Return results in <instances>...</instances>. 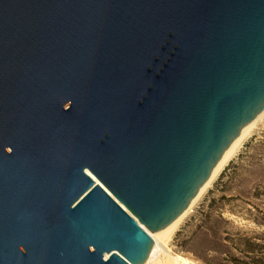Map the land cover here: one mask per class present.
Masks as SVG:
<instances>
[{
  "label": "water",
  "instance_id": "1",
  "mask_svg": "<svg viewBox=\"0 0 264 264\" xmlns=\"http://www.w3.org/2000/svg\"><path fill=\"white\" fill-rule=\"evenodd\" d=\"M264 112V0H0V264H144Z\"/></svg>",
  "mask_w": 264,
  "mask_h": 264
},
{
  "label": "rangeland",
  "instance_id": "2",
  "mask_svg": "<svg viewBox=\"0 0 264 264\" xmlns=\"http://www.w3.org/2000/svg\"><path fill=\"white\" fill-rule=\"evenodd\" d=\"M242 238L264 245V116L179 224L163 253L191 264H253L237 250ZM163 261L157 255L147 264Z\"/></svg>",
  "mask_w": 264,
  "mask_h": 264
},
{
  "label": "bare ground",
  "instance_id": "3",
  "mask_svg": "<svg viewBox=\"0 0 264 264\" xmlns=\"http://www.w3.org/2000/svg\"><path fill=\"white\" fill-rule=\"evenodd\" d=\"M264 116V112H262L253 122H251L244 134L240 137V139L237 141V143L233 146V148L228 152V154L225 156V158L222 160V162L219 164L217 169L214 171V173L211 175V177L208 179V181L205 183V185L202 187V189L198 192L190 206L187 208V210L161 235V237L151 246L149 256L144 264L150 263L153 258L157 255H161L164 257L165 263L163 261V264H191L189 261L185 260L184 258L180 256H174L171 253L164 254L163 251L166 248V245L172 236V234L175 232L179 224L182 222V220L190 213L191 209L195 205V203L199 200V198L203 195V193L208 189V187L211 185V183L214 181L216 176L219 174V172L222 170V168L225 166V164L229 161V159L233 156L237 148L241 145V143L245 140V138L250 134L252 128L257 123V121ZM159 261V260H158ZM160 262V261H159ZM158 262V263H159ZM161 264V263H160Z\"/></svg>",
  "mask_w": 264,
  "mask_h": 264
},
{
  "label": "trees",
  "instance_id": "4",
  "mask_svg": "<svg viewBox=\"0 0 264 264\" xmlns=\"http://www.w3.org/2000/svg\"><path fill=\"white\" fill-rule=\"evenodd\" d=\"M206 219L210 218V213L206 214ZM202 225L198 226V230H202ZM215 239L216 233H212ZM240 246L237 247L239 253L249 258L253 264H264V245H261L255 241H251L248 238H242L239 240ZM251 256V257H248ZM232 262H238L235 257L231 258ZM243 262V261H242ZM245 264V263H244Z\"/></svg>",
  "mask_w": 264,
  "mask_h": 264
}]
</instances>
